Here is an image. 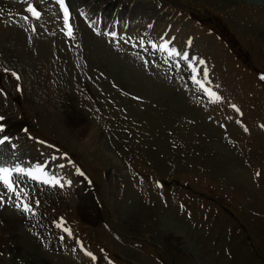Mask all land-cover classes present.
Segmentation results:
<instances>
[{"label":"rangeland","instance_id":"rangeland-1","mask_svg":"<svg viewBox=\"0 0 264 264\" xmlns=\"http://www.w3.org/2000/svg\"><path fill=\"white\" fill-rule=\"evenodd\" d=\"M68 3L0 0V117L71 182L0 264H264V2Z\"/></svg>","mask_w":264,"mask_h":264},{"label":"bare ground","instance_id":"bare-ground-1","mask_svg":"<svg viewBox=\"0 0 264 264\" xmlns=\"http://www.w3.org/2000/svg\"><path fill=\"white\" fill-rule=\"evenodd\" d=\"M64 1L67 2V5L69 4L68 0H64ZM261 1L264 2V0H261ZM67 8H68L67 9L68 12L70 13L71 10H70L69 5L67 6ZM80 116H81L80 118L82 121L81 123L85 124L86 126L91 125V123L88 122L87 118L84 115L80 114ZM10 122L11 121L8 118H3V120L0 121V124H2V126H3V131L0 132V138H2L4 136H7L10 138V136H13L17 131L22 129V125H19V123L18 124H11ZM27 148H28V142H22V144H20V145H15L11 141V139L8 142H6L4 145H0V166L11 167L15 164H19L25 168H36L37 166H42V167H45L46 172L49 175H54L57 173V171H53V173L50 174L51 172L47 168V163H46L47 161L45 160V158L41 156L42 158L40 159L39 153L35 150L34 151L31 150L30 152L25 151V150L23 151V149H27ZM12 157H14V159H12ZM28 157L29 158L31 157L32 160L31 159L27 160ZM24 160L31 162V164L25 165ZM67 165H68V163H67ZM50 168H52V167H50ZM58 169H56V170H58ZM17 183L25 192L28 193V198H30V193H33L32 196L39 197V193H41L40 189H39L40 182H38L36 180H31L27 177H24V178L18 180ZM43 185L45 187H47V186L49 187V185L42 183V186ZM58 189L59 188H57V190H56L57 192H58ZM0 193H5L6 194L5 198L7 200L6 203L0 204V252L4 251L6 249L5 247H8V245H10L8 247V251H14V249L16 247L18 249L19 248L21 249L22 246L23 247L26 246L27 248H30L28 242L26 241L27 239L24 238L22 231H21L22 227L24 226L22 223L24 216H22L23 219H21V216L19 213H22V211H20L14 207V204L16 203L15 197H13L12 194H10V193H6V189L4 188V186L2 184H0ZM43 194H45V193H43ZM8 197H11V199H9ZM43 205H44L43 207L45 209L50 208L49 207L50 204L44 203ZM50 221H49V223H50ZM0 260H1V258H0Z\"/></svg>","mask_w":264,"mask_h":264},{"label":"snow or ice","instance_id":"snow-or-ice-1","mask_svg":"<svg viewBox=\"0 0 264 264\" xmlns=\"http://www.w3.org/2000/svg\"><path fill=\"white\" fill-rule=\"evenodd\" d=\"M58 4L60 5L61 9L64 11V16H65V23L67 26V9L64 8V0H58ZM28 12H30L36 19H39L41 16V13L32 5H29ZM25 19H28V17H25ZM35 31V29H33ZM69 35H71V30L69 28ZM127 42V41H126ZM151 49L159 51V52H166L168 57H180L184 61H189L190 57L188 56L187 53L178 51L174 48H171L169 46L168 41H164L161 44H156L154 42H149ZM137 45H134V47ZM140 47L144 46V41L141 40L139 43ZM167 63V60L165 61ZM145 64H147V61H145ZM177 68L180 67L179 62L176 64ZM189 68L192 71V76L191 80L194 85L197 86L198 89L204 92L205 95H208L211 102L216 103L220 100L219 96H215V93L210 92L209 89L205 86V83L203 80L198 79V75L201 73L198 72L197 68L193 64L188 65ZM5 73H9V69H4ZM10 74L14 76L17 80L20 79V77L14 72L11 71ZM203 76L206 78L207 77V72L203 71ZM264 79V77H262ZM215 96V99H212V97ZM235 107V106H233ZM3 120V117H0V121ZM3 131V126L0 124V132ZM10 140L9 137L4 136L0 138V145H4L6 142ZM60 167H64V165H60ZM259 175V173H257ZM27 177L31 180H36L40 183L47 184L52 187L59 186L63 188L65 185H70V181H63L62 178L57 177L55 175H49L46 172L45 167L42 166H37L36 168H25L22 167L19 164H15L11 167L9 166H0V184L4 186L6 189V193L12 194L13 197H15L16 203L14 204V207L23 213H30L31 215L35 216L36 213L34 211V206L38 207L39 206V200H33L31 203L28 200V193L25 192L17 183L18 180ZM5 193H0V204L6 203L7 200L5 198ZM11 199V197H8ZM57 227H62V225L57 224ZM64 231H66L69 235H71V230L67 228H63ZM81 249L83 250V246L81 245ZM86 255L89 257H92V254L90 252H86ZM94 259V257H92Z\"/></svg>","mask_w":264,"mask_h":264}]
</instances>
